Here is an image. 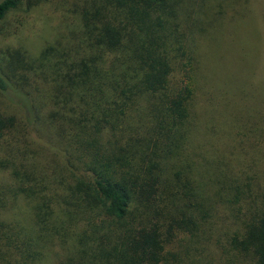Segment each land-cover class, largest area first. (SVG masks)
Returning <instances> with one entry per match:
<instances>
[{"label":"trees","instance_id":"trees-1","mask_svg":"<svg viewBox=\"0 0 264 264\" xmlns=\"http://www.w3.org/2000/svg\"><path fill=\"white\" fill-rule=\"evenodd\" d=\"M260 2L84 0L69 43L0 51V95L22 112L0 113V264H264V112L233 108L227 154L195 143L217 137L195 110L207 44L248 16L264 53ZM19 3L0 0V20Z\"/></svg>","mask_w":264,"mask_h":264},{"label":"rangeland","instance_id":"rangeland-1","mask_svg":"<svg viewBox=\"0 0 264 264\" xmlns=\"http://www.w3.org/2000/svg\"><path fill=\"white\" fill-rule=\"evenodd\" d=\"M26 1L33 2L35 0H20L19 5L6 13L0 20V51L19 49L32 61L43 47L56 44L61 38H63V44L69 43V40L66 39L68 31L76 29L78 23L81 22L80 17H77L74 12L75 8L78 5H84V0H36L34 3L27 4ZM260 8L264 12V0H261ZM247 19L248 16L243 20H238L235 23L234 34H226L225 38L217 40L221 41L220 43L211 41L207 44L206 69L210 71V78L205 76L206 73H202L204 79L202 90L196 95L195 110L198 112L199 120L203 126L200 132L207 131L217 134V129L223 131L220 133L223 140H227V145L231 144L233 140L227 130L233 108L236 113L248 107L258 108L264 112V53L257 44V27L254 21ZM262 24L264 25V21ZM232 45L236 48L235 54L231 53ZM203 49L205 48H202V52H204ZM32 73H27L30 83L26 87V91L35 95L39 80L37 72ZM234 79H239L242 86H237ZM231 102L239 105L234 106ZM37 105H41L39 99H37ZM0 113L4 116L22 119L21 110L14 107L1 95ZM43 114L44 111L40 115V120ZM35 129L42 139L49 141L52 145H59V142L43 126L36 124ZM34 136V134H28L25 137L30 141H36L33 139ZM223 140H220L219 133L216 142L206 136H202L198 141L197 137L195 143L199 147L196 148V151L199 153L200 159L203 156L208 160L212 159L213 156H210V153L216 156L227 154L228 151L224 147ZM189 151L186 159L197 161L191 155V149ZM216 151L219 152L213 153ZM58 153L61 155L59 150ZM208 160L207 166L198 169L203 178H206L207 174L210 175L213 170V164ZM200 182H204V180L201 179Z\"/></svg>","mask_w":264,"mask_h":264}]
</instances>
